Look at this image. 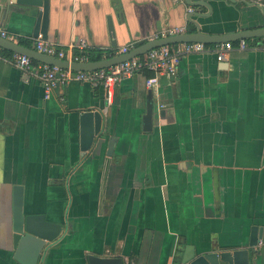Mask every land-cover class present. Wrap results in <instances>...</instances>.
Instances as JSON below:
<instances>
[{
	"label": "crops",
	"instance_id": "crops-1",
	"mask_svg": "<svg viewBox=\"0 0 264 264\" xmlns=\"http://www.w3.org/2000/svg\"><path fill=\"white\" fill-rule=\"evenodd\" d=\"M0 29L33 48L35 19L4 12ZM190 16L203 33L264 28V0H214ZM184 0H49L48 37L65 52L84 43L101 58L172 27L195 32ZM114 26L115 46L107 29ZM183 57L177 75L137 73L103 86L71 81L46 93L0 54V264L13 258L12 191L25 213L62 225L37 264H87V256L124 264H180L195 252L250 248L264 264V47ZM256 46V47H255ZM90 61V60H89ZM97 111L102 135L81 155L79 115ZM150 112L149 120L146 116ZM115 137L107 154L109 138Z\"/></svg>",
	"mask_w": 264,
	"mask_h": 264
},
{
	"label": "water",
	"instance_id": "water-1",
	"mask_svg": "<svg viewBox=\"0 0 264 264\" xmlns=\"http://www.w3.org/2000/svg\"><path fill=\"white\" fill-rule=\"evenodd\" d=\"M214 0H184V3L190 7L187 11V21L196 26L195 32H185L178 35L167 36L148 40L138 45L128 52L116 54L114 56L103 58L96 61L87 62H68L53 56L36 51L32 47H27L16 40H11L0 36V49L12 53L25 55L35 62L57 66L61 69H70L72 71H94L108 68L125 60L143 55L147 51L169 44L199 42L203 44H217L221 42L247 40L252 38L264 37V28H254L240 30L228 34H207L203 33L199 25L192 20L190 16H206L194 12L200 6L211 11L210 2ZM235 2L236 0H229ZM238 1V0H237ZM247 3L248 0H239ZM13 10L17 14H25L34 17L35 22L32 30V37L36 39L39 35L42 39L48 37V16L49 0H8L4 12ZM107 29L111 38V45L115 46L114 26L110 17H107ZM150 112L146 116L149 120ZM80 124V151L83 155L94 143L96 137L102 133V117L97 111H84L79 115ZM116 141L115 137L109 138L107 154L113 151ZM12 244L14 247L13 258L20 264H37L41 258L44 249L55 242L62 233V225L51 222L46 219L44 214H28L23 209V187L15 185L12 191ZM258 233L253 229L251 232L248 248L235 250H220L209 252H195L192 245H186L184 252L178 262L180 264H250V248L256 245ZM87 264H124L120 257H105L95 254L87 256Z\"/></svg>",
	"mask_w": 264,
	"mask_h": 264
},
{
	"label": "built area",
	"instance_id": "built-area-1",
	"mask_svg": "<svg viewBox=\"0 0 264 264\" xmlns=\"http://www.w3.org/2000/svg\"><path fill=\"white\" fill-rule=\"evenodd\" d=\"M172 1L177 2L178 0ZM182 33H185L184 27L167 28L157 34H152L149 40ZM0 36L16 40V37L7 34L1 29ZM74 47L83 50L85 44L79 43L78 45H70V48L65 52L59 49L54 43L42 39L40 35L34 39L33 42V48L43 54L68 62L78 63L89 61L84 53L76 54L71 52ZM262 47H264V42ZM132 48H134V46H124L117 51V54L128 52ZM252 48H254V46L249 45L246 40L228 41L217 44H203L199 42L169 44L153 48L143 55L125 60L111 67L94 71L61 69L57 66L35 62L25 55L16 53L12 55V62L23 73L36 76L46 93L71 81H84L89 82L93 86H103L107 93V98L111 100L117 84H119L122 79L132 77L137 73H151V76L146 79V85L150 87L156 82L158 76L167 75L175 77L181 59L188 55L213 53L218 61H222L231 51L248 50ZM1 50L2 49H0V54Z\"/></svg>",
	"mask_w": 264,
	"mask_h": 264
},
{
	"label": "trees",
	"instance_id": "trees-1",
	"mask_svg": "<svg viewBox=\"0 0 264 264\" xmlns=\"http://www.w3.org/2000/svg\"><path fill=\"white\" fill-rule=\"evenodd\" d=\"M260 38H254L253 40H259ZM17 42H19L20 44H22V45H24V46H27V47H31V45H30V43L29 42H27V41H19V40H17ZM255 45H257V46H261L262 45V43H257V42H255ZM1 53L3 54V55H6V56H12L13 55V53L12 52H10V51H6V50H1ZM101 51L100 50H93V49H91V50H88L86 53H85V55L88 57V60H90V61H96V60H100V58H101ZM148 75H150L151 73H149V72H146Z\"/></svg>",
	"mask_w": 264,
	"mask_h": 264
}]
</instances>
